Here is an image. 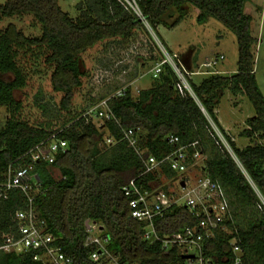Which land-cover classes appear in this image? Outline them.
<instances>
[{"label":"trees","instance_id":"obj_1","mask_svg":"<svg viewBox=\"0 0 264 264\" xmlns=\"http://www.w3.org/2000/svg\"><path fill=\"white\" fill-rule=\"evenodd\" d=\"M135 1L154 31L157 25L176 26L189 6L197 9L198 23L212 18L223 24L236 37L234 72H215L198 84L189 79L194 98L188 92L180 94L176 90V77L165 64L156 77L151 76L149 86L138 90L135 96L127 87L120 95L109 98L108 108L118 123L103 119L97 126L86 116L72 113V98L87 75L80 68V55L98 43L107 49L115 43L122 46L137 41L139 35L148 34L142 20L117 0H79L76 15L63 10L58 0H5L0 3V20L31 15L40 34L26 36L13 23L0 30V106L7 113L0 130V171L9 164L29 162L26 153L55 133L66 141V148L55 155L52 164H34L40 184L34 206L57 238L59 249L74 264H94L82 248L85 221L94 220L109 236V249L122 261L165 264L181 261V250L161 249L159 241L149 243L141 238L144 223L131 217L128 205L131 196L125 195L123 188L136 179V184L146 189L154 185L167 192L161 176L175 179L177 174L163 163L156 174L137 178L142 161L122 138L121 129L138 128L137 147L144 150L142 157L152 155L157 160L177 147L197 141L203 155L199 169L222 187L228 206L220 229L203 240L204 255L217 264H231L235 245L240 249L242 264H264V203L259 198L264 200V95L255 76L258 39L251 32L252 16L245 10L247 0ZM174 12L177 15L167 23L165 19L174 16ZM34 49L45 52L41 62L50 72L52 89L62 93L58 109L64 114L58 127L50 122L32 124L20 117L23 105L14 92L24 90L28 81L19 58ZM160 59L161 53L152 49L141 57L142 62L156 63ZM226 88L234 95H245L253 105L254 115L246 120L247 127L240 135L247 138L257 135L261 143L238 148L221 128L214 109ZM209 119L233 155L215 135ZM170 135L177 136L178 141L169 143ZM106 137L113 143L107 144ZM102 144L107 148H100ZM187 150L191 153L193 148ZM49 166L58 168L59 179L52 177ZM25 204V195L19 189L7 191L5 198L0 196V245L6 235L15 232L14 213ZM247 207H251L250 215L239 219L238 210L241 208L243 212ZM198 220L186 207L174 204L156 215L152 223L158 235L164 237L195 226ZM222 227L228 232H223ZM32 255L30 251L0 250V264H41Z\"/></svg>","mask_w":264,"mask_h":264},{"label":"rangeland","instance_id":"obj_2","mask_svg":"<svg viewBox=\"0 0 264 264\" xmlns=\"http://www.w3.org/2000/svg\"><path fill=\"white\" fill-rule=\"evenodd\" d=\"M4 2L5 0H0V3ZM78 2L79 0H58L60 7L71 15L78 13L75 9ZM245 10L252 16L251 32L258 39L255 49V76L264 95V0H247ZM197 14V9L189 6L186 16L172 28L157 25L155 31L148 28V34L144 32L133 43L122 46L115 43L112 46L108 45L107 49L103 48V44L98 43L82 53L80 68L87 75L82 78L83 85L75 91L72 98V113L86 116L100 126L102 121L94 117V111L104 108L103 101L107 102L109 98L127 87L130 88L132 96H135L138 90L150 84L151 69L155 62H142L141 57L148 49H152L155 53L160 52L161 43L167 51L178 54L183 61V54L190 58L189 64L184 63L188 70L206 71L203 74L191 75V80L195 84L216 71H224V74L234 72L237 62L235 35L212 18L198 23ZM176 15L177 12H174V16L165 20L170 23ZM8 23H13L26 36L40 34L39 25L34 22L31 15L2 18L0 30ZM44 53L43 50L34 49L20 55L19 63L26 73L28 82L24 90L15 91L14 95L22 102L20 117L23 120L32 124L50 122L56 124L53 127H58L63 121L64 114L58 109L62 93L52 89L50 72L41 62ZM219 55H223V59L218 60L213 68L205 65ZM221 95L214 112L221 128L234 141L236 147L243 148L248 144L261 143L257 135L252 138L240 135V132L247 127L246 120L254 115L253 105L247 97L243 94L234 95L227 88ZM6 115V108L0 106V130L4 127ZM209 122L220 142L222 140L221 143L230 151L219 130L212 121ZM105 147L107 148V145H100L103 150ZM49 170L53 178H60L57 167L49 166ZM194 172L190 171L189 176ZM179 177L180 175H177L175 179H167L161 176V183L175 198H180L182 193ZM259 198L264 203L260 196ZM250 208L247 207L243 212L240 208L239 219L248 217L251 213ZM223 232H228V229L223 227Z\"/></svg>","mask_w":264,"mask_h":264},{"label":"built area","instance_id":"obj_3","mask_svg":"<svg viewBox=\"0 0 264 264\" xmlns=\"http://www.w3.org/2000/svg\"><path fill=\"white\" fill-rule=\"evenodd\" d=\"M117 1L125 9L132 10L142 20L146 28L151 29L135 0ZM161 47V59L151 69V75L156 77L162 66L168 65L176 77V90L180 94L188 92L195 98L189 79H191V75L203 74L206 71L188 70L178 54L167 51L163 45ZM222 59L223 55H219L216 59L209 60L205 65L213 68L217 61ZM121 92L119 91L117 95H120ZM102 104H104V108L94 111V117L100 121L113 119L118 123L108 108L107 102L103 101ZM201 109L204 111L202 107ZM137 131L138 128L121 129L122 138L136 151L142 161V171L137 178L147 173L156 174L161 165L167 163L172 171L180 175L178 182L184 183L183 186H180L182 191L180 198H175L169 191L162 190L160 186L151 185L150 189H146L141 184H136V179L131 180L129 185L123 188L125 195L131 196L128 201L131 217L144 223L141 238L149 243L159 241L161 249L177 247L181 250V261L165 264H217L210 257L204 255L203 240L213 237L215 230L220 229V224L226 218L228 206L222 187L199 169V162L203 159V155L197 148V141L187 146L177 147L163 159L157 160L152 155L142 157L144 150L137 147ZM177 141V136L170 135L168 137L169 143ZM105 142L111 144L113 140L106 137ZM188 147L193 148L191 153L188 152ZM65 148L66 141L53 133L26 153L25 156H29V162L16 166L9 164L4 171H0L2 177L0 196L5 198L7 191L19 189L26 198L25 207L14 213L17 228L15 232L4 237L0 245L1 251L17 253L30 251L33 253L32 259L41 264H74L73 259L56 245L57 238L47 228L46 222L39 216L34 206V196L40 186L38 175L34 171V164L40 162H45L46 165L52 164L55 155L59 151H64ZM229 153L233 155L231 150ZM190 171L195 172L189 176ZM174 204L183 205L191 215L199 220L195 226L186 228L178 234L161 237L156 232L152 219ZM85 228L86 235L82 242V248L86 251L88 259L94 264H140L138 261H122L117 253L109 249L110 238L98 222L86 220ZM221 229L223 230V227ZM231 264H242L240 249L235 245L233 246Z\"/></svg>","mask_w":264,"mask_h":264},{"label":"crops","instance_id":"obj_4","mask_svg":"<svg viewBox=\"0 0 264 264\" xmlns=\"http://www.w3.org/2000/svg\"><path fill=\"white\" fill-rule=\"evenodd\" d=\"M183 59H184V63H185V64H189V63H190V58H187L184 54H183ZM197 62H198V61H197ZM217 72H218V71H217ZM223 72H224V71H220L219 73L224 74ZM148 86H149V83H148L147 86H144V87H142L141 89L147 88Z\"/></svg>","mask_w":264,"mask_h":264},{"label":"water","instance_id":"obj_5","mask_svg":"<svg viewBox=\"0 0 264 264\" xmlns=\"http://www.w3.org/2000/svg\"><path fill=\"white\" fill-rule=\"evenodd\" d=\"M183 185H184V183H183V182H181V183H180V186H183Z\"/></svg>","mask_w":264,"mask_h":264}]
</instances>
